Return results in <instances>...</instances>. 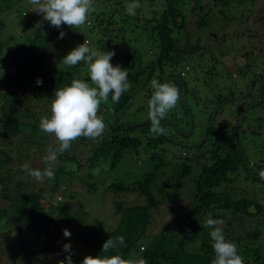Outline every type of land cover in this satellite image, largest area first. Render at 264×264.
Here are the masks:
<instances>
[{"label":"trees","instance_id":"16d2710c","mask_svg":"<svg viewBox=\"0 0 264 264\" xmlns=\"http://www.w3.org/2000/svg\"><path fill=\"white\" fill-rule=\"evenodd\" d=\"M155 1H157V11L152 10V7H150ZM192 1L196 4L199 0ZM212 1L208 4L207 10L217 9L222 28L227 26V24H245L248 19L253 20V22L260 19L264 20V11L251 9L255 4V0ZM9 3L10 0L5 2L0 0V7H5ZM139 3L141 8L137 9L136 12L138 14V11H140L141 16L138 14L136 20H141L142 22L136 27H140L147 34L148 41L151 40L152 45L158 49L155 53V59L150 64L147 63L148 68H161L162 65L174 68L176 64L179 65L180 60L183 58L181 55L185 53V51L176 50L177 48L172 47V44L174 43V36L179 35L177 31L182 30L183 20H181V17L186 14V6L189 2L187 0H139ZM143 7H148L150 10L144 12L142 10ZM6 10V13H8L9 9ZM201 10L202 7L193 5L187 11L201 14L198 18L199 20L194 22L197 29L206 24L205 15ZM144 15H147V17H144ZM218 17H216L217 21ZM125 19L124 17L121 18V23L125 22ZM105 23V27L101 31L105 36L109 32L110 26L119 25L117 21L114 22V20L109 19L105 20ZM60 29L63 31L66 28L63 25L59 29L54 27L55 33H51L50 39L58 37ZM21 30L27 31L25 27H22ZM119 32H124V29L120 28ZM243 32H246V30ZM256 34V37L264 35L262 32ZM23 36H20V42H16L6 51L4 46L10 44L13 41V37H4L3 41L0 42V88L2 87L0 90V203L7 204L5 207H0V218H4L0 226L7 228L0 236L14 233V239L17 244L11 250V264H23V262L28 261L30 263L43 264L44 260H48L53 256L52 254L57 247V240L60 236L59 233L63 235L64 229H68L71 232L70 237L76 239L88 250V254L80 259H74L72 255L73 264H82L86 256L101 254L102 246L109 238L121 235L125 238V245L110 250L109 255L121 254L124 258L138 255L145 258L148 264H211L215 258L212 248L213 241L210 237L212 229L205 227V219L209 215L213 219L224 221L223 225L218 226L223 228L226 240L237 244L238 253L244 257L245 264L249 263L248 256L250 255L252 261L259 262L257 257H262L261 253L264 247L260 245L253 247L254 243L250 237L253 233L258 239L259 232L252 227L251 223L250 225L245 224L250 222L251 217L254 216L255 219L259 216L253 209L254 200L252 198H236V194L232 193L235 186H230L233 184L232 180H235L240 173L246 175L245 179L250 178L255 181L259 177H264V158L258 160L257 168L255 172H252V165L246 161L245 149L241 146V141L248 140L247 142L249 143L254 136L264 133V121H259L256 125L253 124L256 128L249 127V124L242 127L245 114L241 124L236 127L240 111L245 106V104H241L240 108L238 107L235 111L236 117L231 125L217 128L218 131L209 135V139L204 138L205 140L199 145L200 147L198 146L199 148H206L203 155L193 153L182 158H186L187 161L196 160V163L197 161L199 163V159L203 157L204 161L203 165L200 166L197 177H191L192 197L189 198L190 202H187L181 213L177 215L173 213L169 221L158 227L154 234L147 236L152 209L164 204L169 205L173 201L171 199L172 195L181 186V179L189 175L190 166L186 161L176 164V155H172L167 160L162 156L163 142L183 148V146L173 141L178 139L173 137L171 133L167 134L164 131L162 134L154 135L150 131L151 121L144 124L133 123L129 125L128 121L119 120L129 107V99L132 102V95L137 88V86L133 88L135 81L138 82L142 75L141 68L139 67L136 70L134 68L135 64L129 60L131 56L137 59V51H130L129 49L130 52L127 54L121 52L123 55L120 58H124L123 64L129 68L133 67L130 69L133 75L128 71V81L131 84V88L121 96L118 103H113L111 96H109L108 99L112 103V106L109 107L111 108L110 116L104 113V110L107 111L109 108L101 104L98 115L103 117L106 125L102 136L95 140L78 138L74 141L70 150L61 154L58 161L52 165L55 179L48 180L44 178V181L37 188H34L30 179L25 180L23 178L27 173L22 170L21 164L18 163L23 156L25 160L30 161V151L26 152L25 155H22V151H26L29 148L35 149V147H38L37 143L40 144L42 141V147L36 149L38 154L33 151L42 161L38 166L35 165L37 167H33L34 165L32 164L31 166L32 169L41 170L48 167L43 161V157L46 155V149L51 144L48 142L47 134L41 132L39 123L41 117L48 115V113L51 115V108L44 110L39 105L42 94L50 88L55 90L56 88L70 85L73 79H83L87 82L90 77L87 72L84 76H79L78 73L81 70L86 71L84 66L82 69L76 66L72 68L65 67L55 71L57 66L53 65L52 51L45 42L46 40L43 39V34H41L39 27L34 28L31 35L29 34L30 37L22 38ZM104 44L106 42L102 39L99 42V50L103 51ZM192 51V49L190 51L186 49V52H190V54ZM125 56H128V58H125ZM195 64L200 66L198 63ZM44 66L48 69L44 68ZM194 66L192 65L193 68ZM49 68L52 71L51 74ZM193 68L192 70H194ZM239 69L237 67L236 71L238 72ZM61 70H64V72ZM147 73L148 71L146 70ZM27 77H30L29 81L26 80ZM212 77L209 76V78ZM37 78H41L43 84L34 89L33 86L36 84ZM160 79L161 76L158 80L160 81ZM260 79H256L255 84L261 85L262 93L264 91V80L262 77ZM202 83L203 85L205 84L203 77ZM176 85L178 88L180 87L178 84ZM43 87L47 89L44 92L41 91ZM142 87L145 97L149 100L153 91L151 86L149 88L142 84ZM146 87L149 88L147 91H145ZM28 90L31 91L29 98L26 93ZM52 95H54V91ZM213 97H215L211 101L213 105L223 102L224 96L213 95ZM227 104L224 103L223 105ZM119 113L121 115L118 119H114ZM168 117L166 116L161 121V123L169 122L164 123L162 127L164 130L168 128L170 132L180 135L179 130L182 131V129L178 128V126L177 128L174 127L177 124L173 120L168 119ZM249 120H251V116ZM194 131L195 129L192 131V135ZM207 136L208 131L205 134V137ZM166 137H170L171 141ZM12 138L20 141L19 149L13 153V157L12 152L7 149V146L11 144ZM262 139L260 146L264 144V138L262 137ZM205 141H208V143L204 145ZM2 143H6V147L2 146ZM51 146L56 147L53 144ZM79 146L84 150L81 152L84 153L83 161L77 160L78 157L72 152L73 149ZM190 148L197 147L193 145ZM262 149H264L263 146ZM191 151L196 152L194 150ZM131 152L135 155H140L144 159L148 165V172L142 173L141 176L134 175L130 177L129 181L114 178L108 182L105 193L111 192L116 194V196L126 194L133 197H142L144 204L124 205V199L122 201L117 198L113 200L111 202L112 209H115V212L118 213L116 224L113 227H99L96 229L84 224L78 216L71 217L65 214L61 219H53L43 214L44 211H49L53 207V195L58 190L64 195L69 184L78 175L80 177L85 175L84 178H90L92 177L91 170L95 168L100 169V174L103 169H107V171L112 173L119 163L123 164L122 156ZM159 154H161V157ZM173 163L175 164L174 166H172ZM169 164L172 168V174L165 178L163 170ZM127 172L124 173V177L128 175ZM251 175L255 176V178H252ZM162 178L165 179V182L159 186V179ZM169 185L171 186V191L168 193L166 188ZM29 187H32L31 190L26 191ZM88 189V191H91L93 185L88 187ZM59 203L67 207L63 199ZM45 206L47 208H44ZM9 211H11L10 214H8ZM37 216L40 218V222L43 223L42 227L40 224H33L32 220L34 217L37 218ZM236 218H238L241 225H245L241 227L240 224L235 223ZM263 219L264 215L260 216L259 221L264 223ZM234 223L239 228L245 229V231L238 234L235 229L234 232L232 229ZM23 224L30 226L35 236H40V244L26 239L24 235L21 236L23 234ZM180 227H184L183 232ZM187 229L191 230L190 233L186 231ZM141 247L144 248L143 252H141ZM245 252L248 253L244 256ZM68 255L69 253L66 252V256Z\"/></svg>","mask_w":264,"mask_h":264},{"label":"rangeland","instance_id":"374dc122","mask_svg":"<svg viewBox=\"0 0 264 264\" xmlns=\"http://www.w3.org/2000/svg\"><path fill=\"white\" fill-rule=\"evenodd\" d=\"M5 1L6 0H4V2ZM129 1L130 0H95L96 10L91 13L88 17L87 23L83 27L71 28L70 26L63 25L66 29L63 31L60 29V32H64L66 34L65 37L58 38L60 36L59 34L58 37L50 39L49 36H51V33H55L54 26L52 27L49 22L44 21L42 14L33 12V7L29 4L28 0H10L8 5L0 7V42L3 41L4 37H13V41L7 46H4L6 51V49L12 47L13 44L21 41L20 36L24 35L22 38L30 37L29 34L31 35L34 28L39 27L41 29V34H43V39L46 40L45 42L50 46L52 51L51 57L54 60L53 65L57 66L55 71L65 67L72 68L63 65L61 61L72 49L77 45L82 44L84 40L90 42V47H92L93 50H99V42L104 39L106 44H104L103 51L115 52V56L111 61L113 66L119 64L123 69H128L131 75L133 74L130 69L133 67L129 68L123 64L122 61L124 58H120L121 55H123L121 52L127 54L131 50H134L135 52L137 51V59L131 56L129 60L135 64L134 68L136 70H138L139 67L141 68L140 71L142 72V75L138 79L139 81H135V84L133 85V88L135 86H137V88L132 95V102L131 99H129L131 103L129 102V107L124 112L123 117L119 119L128 121L129 125H132L133 123L140 124L150 122L148 116V99L145 97L143 91L139 92V87L142 84L150 88L152 79H159L161 76V83L169 81L175 82V84L180 86L179 89L181 92L182 89L184 91L187 88L186 99L184 101L182 100V103L178 101L177 107L170 111L167 116H169L168 119L173 120L177 124L174 127L177 128L178 126V128L182 130H185L186 127L188 128L187 115L191 116L195 131L193 135L191 133L192 136L189 135V138H185L181 137L179 134L170 132L168 128H165L164 131L167 134L171 133L173 137L179 140L177 141L178 144L183 143L180 144L183 148L163 142L162 156L167 160L172 155H176V164H181L183 161H186L190 166V172L189 175H186L181 179L182 184L179 186L177 192L172 195L173 197L171 199L173 201L170 202L169 205L164 204L153 208L152 211L150 210L152 212V217L150 218L149 228L147 230V236H149L154 234L157 228L163 223L169 221L173 213L176 215L181 213L187 202H190L189 198L192 197L191 177H197L200 166L203 165L204 161L203 157L199 159V163L198 161L196 163V160L192 161L191 159V161H187L186 158H182L193 153L203 155L206 148H199V144L202 143L201 139L203 138V135L204 138L209 139V135L218 131L217 128L231 125L236 117L235 111L238 107L240 108L241 104H245L241 109L242 111L244 108L259 101V99H256V95L259 91L261 92V85L255 84V82L256 79H260V77L264 80V35L256 37V33L262 32L264 34V20L260 19L261 21L256 20L253 22V20L248 19V22L245 24H227V26L222 28L223 26L221 27L220 17L217 15V9L214 8L209 9V11L207 10L208 4L213 2L212 0H199L196 4H194V1L192 0H187L189 3L186 6V14H183V16L181 15V20H183L182 30L177 31L179 35L174 36V43L172 44V47L177 48L176 50L185 51V53L181 55L183 58L180 60L179 65L176 64L174 68H168L167 66L162 65L161 68L155 67L150 69L148 68L147 63L150 64V62L155 59V53L158 49L152 45L151 40L148 41L147 34L143 32L140 27H136L142 22L141 20H136L138 14L141 16V12L138 11V14L135 16L127 15L126 5ZM156 2L157 1L153 2L152 6H150L152 7V10L155 11H157ZM193 5L202 7L201 12L205 15L206 24L199 29L196 28L194 22L199 20L198 18L201 14L192 11L190 13L187 12ZM6 9H9L8 13H6ZM251 9H254V11H264V0H255V4ZM142 10L147 12L150 9L148 7H143ZM123 17L126 19L125 22L121 23L120 19ZM144 17H147V15H144ZM216 17H218V21ZM107 19L114 20V22L117 21L119 25L110 26L109 32L105 36L101 31L105 27V20ZM38 23L41 26H37ZM22 27H25L27 31H22ZM120 28L124 29V32H119ZM244 30H246V32H243ZM186 49H189V51L192 49L193 51L190 54V52H186ZM125 58H128V56H125ZM195 63H198L200 66H197ZM192 65H195L194 68ZM76 66L79 69H82L83 66L86 68L83 63ZM191 67L194 70H192ZM237 67L240 68L238 70L239 74L236 71ZM44 68H46V66H44ZM185 68L189 69L186 70ZM146 70L148 71L147 74ZM61 71L64 72V70ZM86 72L87 71L81 70L78 74L79 76H84ZM180 72H184V74L181 75ZM51 73L52 71H50V74ZM209 76L213 77L209 78ZM202 77L205 80L204 85L202 83ZM171 78H173V80H171ZM29 79L30 77L26 78L27 81H29ZM175 79L178 81H175ZM87 82L90 83L91 81L89 80ZM33 88L37 89V85L34 84ZM1 89L2 87L0 90ZM45 90L47 89L44 87L41 89L43 92ZM53 91L54 90L50 88L42 94L40 100L41 103L39 104L42 106V109L48 110L51 108L52 100L54 98L52 95ZM26 93L29 98L31 96V91L28 90ZM213 95L224 96L223 102L228 104L223 105L224 103H220L218 104L220 107L216 105L212 111V115L209 117L208 115L213 105L211 101L215 99ZM262 99H264V96ZM103 105H105L106 108H109L112 106V103L108 99V102L103 103ZM141 108L142 110L140 111ZM110 112L111 108L107 111L104 110V113L109 114V116ZM245 114L242 127L249 124V127L256 128L253 124L256 125L257 122L264 121V102L261 103L259 107L254 106L248 109ZM120 115L121 113L117 114L114 119H118ZM250 116L251 120H249ZM188 130L190 131L189 128ZM205 131H208L207 137H205ZM47 137L49 139L48 142L51 145L58 146L59 142L54 134H47ZM262 137L264 138V133L254 136L249 143L247 142L248 140L241 141V146L245 149L246 161L252 165V172H255L258 160L264 158V149H262L264 144L260 146V143L263 140ZM187 142H195L193 145L197 148H190V145L185 147ZM246 142L248 143L247 146L245 145ZM10 143L11 144L7 146V149L12 152L13 157V153L19 149L20 141L12 138ZM206 143H208V141H205L204 145ZM5 145L6 143H2V146L6 147ZM37 146L41 148L42 141L40 144L37 143ZM38 147H35L36 154H38V150H36ZM29 151L31 153L30 161L25 160L23 156L18 164H21L22 166L24 163H28L31 168V164L34 165L33 167H37L42 160L38 155L33 153V148L22 151V155H25V153ZM82 151L84 150L81 149V146L73 149L72 152L78 157L77 160L79 159L80 161H83L84 153H81ZM159 156L161 157V154H159ZM121 159L123 164L119 163L112 173L107 171V169H103L101 174L93 175L92 173V177L90 178H84L85 175H82L81 177L78 175L76 179L69 184L64 195L61 194V191L59 190L53 195V207L50 209L48 208L49 211H44L43 214L53 219H61L65 214H68L71 217L78 216L84 224L96 229L99 227H113L116 224L118 215V213L115 212V209H112L111 202L113 200L117 198L122 201V199H124V205H141L144 204V199L142 197H133L132 195L126 194L116 196V194L111 192L105 193L108 182L114 178H119L122 181H129L131 179L130 177L134 175L141 176L142 173L148 172V165L140 155H135L131 152L124 154ZM174 165L175 164L173 163L172 166ZM171 169L170 164L164 168L163 172L165 178H168L172 174ZM125 172L128 174L126 177L123 176ZM251 177L255 178L253 175H251ZM23 178L25 180L30 179L34 188H37L44 181V179L42 181H36L28 174ZM245 178L246 175L240 173L235 180H232L233 184L230 187L235 186L232 193L236 194V198H252L254 200L253 209H255V213L259 216L255 219L254 216L251 217L250 222L245 224L250 225L251 223L252 227L256 228V231L259 232L258 239L255 234L252 233L250 235L251 240L254 243L252 246L260 245L261 247H264V223L259 221L260 216L264 215V182H262L264 177H259L256 181L250 178ZM164 182L165 179H159L158 185L161 186ZM91 185H93V189L88 191V187ZM31 188L32 187L27 188L26 191H30ZM166 191L168 193L171 191L170 185L166 188ZM62 199L66 202L67 207H65L64 204L59 203ZM6 205V203H0V207H5ZM44 208L47 207L45 206ZM10 212L11 211H9L8 214H10ZM3 220L4 218H0V224L3 223ZM32 221L33 224H40L41 227L43 226V223L40 222L38 216L37 218L34 217ZM235 223L240 224L238 218H236ZM235 223L232 228L234 232L236 229L238 234L243 233L245 229L239 228ZM245 224L240 225L242 227ZM180 228L183 232L184 227ZM6 229V227L0 226V234L5 232ZM22 232L23 234H21V236L24 235L26 239L35 241L37 244L41 243L40 236H35V234L32 233L31 227L27 224H23ZM59 234L60 236L57 240V247L52 254L53 256L48 260H44L43 264H57L59 261L64 260L66 257V252L63 250L64 244L71 245V253L74 259L83 258L88 254V250L76 239L73 237L66 238L61 233ZM16 244L17 241L14 239V233L0 236V264H11V250H13ZM247 253L248 252H245L244 256ZM261 255L262 257H257L259 262L252 261V257H250L248 264H264V248ZM23 264L35 263H30L28 261L23 262Z\"/></svg>","mask_w":264,"mask_h":264},{"label":"clouds","instance_id":"9594fccd","mask_svg":"<svg viewBox=\"0 0 264 264\" xmlns=\"http://www.w3.org/2000/svg\"><path fill=\"white\" fill-rule=\"evenodd\" d=\"M28 2L32 5L33 12L42 14L44 21L58 29L62 25L81 28L87 23L91 13L96 10L95 0H28ZM139 8H141L139 0H132L126 5V13L129 16H135L136 10ZM37 26L41 25L38 23ZM65 35L64 32H60L58 38H64ZM114 56V51L93 50L90 47V42L84 40L62 59L63 65L68 67L83 63L91 82L73 79L70 85L54 90L51 115L41 117L39 128L43 133L54 134L59 142L58 146L50 145L46 149L43 161L48 167L43 170L32 169L28 163L21 166L22 170L36 181H42L44 178L55 179L52 165L58 161L61 154L70 150L72 143L78 138L95 140L104 133L106 125L103 117L98 115L101 104L107 103L109 96L113 103H118L121 96L131 88L128 81V69H123L119 64L113 66L111 61ZM180 74L183 75L184 72H180ZM42 84V79L37 78L36 85L42 86ZM151 88L153 91L148 100L150 131L159 135L164 132L161 121L178 105L180 90L174 82L161 83L155 78L151 81ZM91 171L93 175H98L100 169L95 168ZM223 223V220L213 219L211 215L205 219V227L212 229L210 237L213 241L212 248L215 258L211 264H245L244 257L238 253L237 244L226 240L223 228L218 226ZM186 231L190 233L191 230L187 229ZM63 235L69 238L71 232L64 229ZM124 245L125 238L122 235L109 238L103 244L101 254L86 256L82 264H148V261L142 256L133 255L124 258L121 254H108L110 250ZM63 250L69 255L58 264H73L71 245L64 244ZM143 251L144 248L141 247V252Z\"/></svg>","mask_w":264,"mask_h":264},{"label":"flooded vegetation","instance_id":"af4514ba","mask_svg":"<svg viewBox=\"0 0 264 264\" xmlns=\"http://www.w3.org/2000/svg\"><path fill=\"white\" fill-rule=\"evenodd\" d=\"M162 78V77H161ZM258 79V78H257ZM160 81H162V79H160ZM144 85V84H143ZM142 85L139 87V92H141L142 91ZM149 88H145V91H147ZM144 91V92H145ZM184 94H185V96H187V93H186V91L184 90ZM257 97H256V99H259V100H262V98H263V96H264V91L261 93L260 91L257 93V95H256ZM183 98V96H182V92H181V90H180V99H179V102L180 103H182V99ZM220 104V103H219ZM216 105H218V104H214L213 106H212V109H211V111L209 112V117L212 115V111L214 110V108H215V106ZM188 109V108H187ZM187 112H189V111H187ZM217 112H218V110H217ZM214 117V116H213ZM187 119H188V121H187V126H188V128L190 129L191 128V131H189L188 130V128L186 127V129L185 130H182V131H180L179 130V132H180V135L182 136V137H185V138H189L190 136L189 135H191V133H192V131L195 129L193 126H194V124H193V122H192V117L191 116H189V115H187ZM164 123H169V122H163V123H161L162 124V126H163V124ZM207 133V132H206ZM185 135V136H184ZM168 140H170L171 141V138L170 137H166ZM177 139V138H176ZM173 140V139H172ZM174 142H176L177 143V141H179V140H173ZM204 141V140H203ZM180 143V142H179ZM195 143V142H194ZM193 142H191V143H186L185 145L186 146H188V145H190V146H193V144H194ZM180 144H183V143H180ZM201 144V143H200ZM199 144V145H200Z\"/></svg>","mask_w":264,"mask_h":264},{"label":"water","instance_id":"95a60500","mask_svg":"<svg viewBox=\"0 0 264 264\" xmlns=\"http://www.w3.org/2000/svg\"><path fill=\"white\" fill-rule=\"evenodd\" d=\"M171 80H173V78H171ZM175 81H178L177 79H175ZM182 96H183V101L185 100V98H184V91H183V89H182ZM130 102V101H129ZM264 102V99H262V100H259V101H257L256 103H254V104H252L251 106H249V107H246V108H244L242 111H241V113H240V115H239V117H238V122H237V124H236V127L237 126H239L240 124H241V122H242V119H243V117H244V115H245V113H246V111L248 110V109H250V108H252V107H254V106H258V105H260L261 103H263ZM222 103H225V102H222ZM221 103V104H222ZM218 107H220V105H218ZM213 114H215V113H213ZM141 124H144V123H141ZM207 130V129H206ZM190 131H191V128H190ZM206 132V131H205ZM205 132H204V134H205ZM203 139H204V135H203V138L201 139V142H203ZM264 181V180H263Z\"/></svg>","mask_w":264,"mask_h":264},{"label":"crops","instance_id":"0c3cea01","mask_svg":"<svg viewBox=\"0 0 264 264\" xmlns=\"http://www.w3.org/2000/svg\"><path fill=\"white\" fill-rule=\"evenodd\" d=\"M251 257V255L250 256H248V258H250Z\"/></svg>","mask_w":264,"mask_h":264},{"label":"built area","instance_id":"2783aa9c","mask_svg":"<svg viewBox=\"0 0 264 264\" xmlns=\"http://www.w3.org/2000/svg\"><path fill=\"white\" fill-rule=\"evenodd\" d=\"M263 221H264V219H263Z\"/></svg>","mask_w":264,"mask_h":264}]
</instances>
